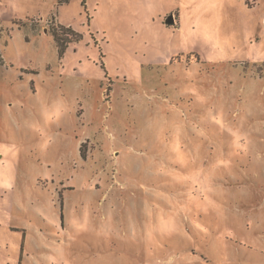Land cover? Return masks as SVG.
Segmentation results:
<instances>
[{"label":"rangeland","instance_id":"1","mask_svg":"<svg viewBox=\"0 0 264 264\" xmlns=\"http://www.w3.org/2000/svg\"><path fill=\"white\" fill-rule=\"evenodd\" d=\"M0 264H264V0H0Z\"/></svg>","mask_w":264,"mask_h":264},{"label":"trees","instance_id":"2","mask_svg":"<svg viewBox=\"0 0 264 264\" xmlns=\"http://www.w3.org/2000/svg\"><path fill=\"white\" fill-rule=\"evenodd\" d=\"M66 31H69V30L66 29ZM53 35H54V38H55V40H56V43H57V45H58V47H59V52H61V50H62L63 47L65 46V41H66V39H64V38H60V36H58L57 34H53Z\"/></svg>","mask_w":264,"mask_h":264},{"label":"water","instance_id":"3","mask_svg":"<svg viewBox=\"0 0 264 264\" xmlns=\"http://www.w3.org/2000/svg\"><path fill=\"white\" fill-rule=\"evenodd\" d=\"M165 23H166L167 25H173V24H174V20H173L172 16H170L169 18H167V19L165 20Z\"/></svg>","mask_w":264,"mask_h":264},{"label":"crops","instance_id":"4","mask_svg":"<svg viewBox=\"0 0 264 264\" xmlns=\"http://www.w3.org/2000/svg\"><path fill=\"white\" fill-rule=\"evenodd\" d=\"M173 20H174V18H173ZM174 22H175V20H174Z\"/></svg>","mask_w":264,"mask_h":264}]
</instances>
